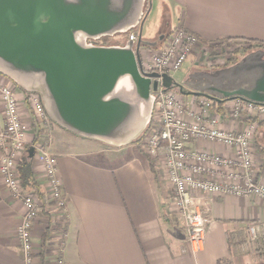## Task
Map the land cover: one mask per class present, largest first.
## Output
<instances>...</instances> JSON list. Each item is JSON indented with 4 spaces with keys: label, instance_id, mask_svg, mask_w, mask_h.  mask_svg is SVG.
<instances>
[{
    "label": "crops",
    "instance_id": "1",
    "mask_svg": "<svg viewBox=\"0 0 264 264\" xmlns=\"http://www.w3.org/2000/svg\"><path fill=\"white\" fill-rule=\"evenodd\" d=\"M72 1L86 15V35L124 39L116 49L138 51L145 72V53L155 50L176 27L197 36L205 46L203 53L191 54L169 77L173 90L185 102H195L198 94L202 99L221 98L237 90L256 91L264 84V51L256 50L250 56L236 51L234 55L224 47L246 40L264 42V0H68ZM154 18L158 25L153 24ZM130 33L136 35L135 42L128 41ZM220 57L224 63L216 61ZM37 74L14 70L18 95L32 91L26 76ZM12 78L0 72V81L13 83ZM43 78L56 118L47 115L35 132L57 161L67 214L65 236L59 244L56 232L62 218L53 212L45 216L38 209L31 230L34 264H264V202L259 199L200 197L209 220L204 246L192 253L185 245L183 223L175 221L178 212L170 203L172 193L162 180L160 165L145 158L135 144L148 123L141 119L139 105L145 104L149 111V101L132 81L129 94H116L114 88L105 99L112 104L109 118L94 134H87L62 119ZM258 96L263 97L264 90ZM19 107L28 121L26 104ZM131 120L144 124L134 136ZM224 125L232 130L243 127V123L226 121ZM261 127L256 143L264 147ZM190 148L232 157V151L207 142L193 143ZM23 154L32 158L33 174L46 193L45 177L33 152L27 148ZM262 160L258 154V173ZM22 207L9 197L0 176V264H23L15 234ZM251 228L256 240L250 235ZM45 233L47 238H43Z\"/></svg>",
    "mask_w": 264,
    "mask_h": 264
},
{
    "label": "built area",
    "instance_id": "2",
    "mask_svg": "<svg viewBox=\"0 0 264 264\" xmlns=\"http://www.w3.org/2000/svg\"><path fill=\"white\" fill-rule=\"evenodd\" d=\"M73 39L83 49L97 47L98 38L91 39L83 32H76ZM135 39L134 33L128 35V41L135 42ZM204 48L197 36L176 27L162 44L148 51L146 72L170 77L180 70L191 54L199 49L204 51ZM148 99L158 128L147 133L142 144L152 162L160 165L162 180L172 193L170 203L183 223L185 245L192 253H198L204 246L209 224L204 214L207 209L199 202L200 197L254 198L264 202V177L258 173L260 164L255 149L258 123L264 122V103L231 101L223 107L220 115L223 117L219 118L209 115L210 100L185 102L176 90H165L161 79L157 91H151ZM21 103L28 109V121L23 119ZM0 118V176L9 197L23 205L24 212L15 234L23 264H34L31 230L39 211L32 194L23 190L16 171L27 148L33 152L35 163L45 177L49 212L62 218L56 232L59 244L65 236L67 203L61 194L57 161L35 132L46 120L40 97L34 92L18 95L15 86L0 81ZM225 121L243 123V127L228 129ZM199 142L222 146L232 151V157L190 148L191 144ZM250 235L255 238L254 228L250 229Z\"/></svg>",
    "mask_w": 264,
    "mask_h": 264
},
{
    "label": "water",
    "instance_id": "3",
    "mask_svg": "<svg viewBox=\"0 0 264 264\" xmlns=\"http://www.w3.org/2000/svg\"><path fill=\"white\" fill-rule=\"evenodd\" d=\"M10 1L0 0V58L16 69L41 72L62 119L78 131L94 134L109 118L112 104L105 99L120 77L128 76L144 100L157 91L159 79L168 88V76L143 71L138 51L76 45L68 29L79 25L78 29L86 30L82 25L87 19L75 7L61 0H47V7L45 0H27L23 7L7 4ZM45 13L47 23L41 24L38 18ZM261 86L223 97L263 104L264 96H258L264 90Z\"/></svg>",
    "mask_w": 264,
    "mask_h": 264
},
{
    "label": "trees",
    "instance_id": "4",
    "mask_svg": "<svg viewBox=\"0 0 264 264\" xmlns=\"http://www.w3.org/2000/svg\"><path fill=\"white\" fill-rule=\"evenodd\" d=\"M113 42H115L113 39L109 38L108 36H105V37L98 38V40L95 42V45L97 47L99 46V47L105 48L104 44H108V43L112 44ZM244 43H246V45H247V47H246L247 50L248 49L251 50L253 48L254 49H256V48L257 49H264V42H261V41L246 40V41H244ZM147 73H149V72H147ZM149 74H152V73H149ZM173 88L174 87L171 85V82L169 80L168 88L167 89L165 88V89L168 91L169 89L172 90ZM24 93L26 94L27 92H24ZM199 97H200V95H198V97H196V99H199ZM231 101H241V102L254 103L252 101L239 99V97L232 95V96H227V97L215 98V100H210L209 110L211 111V113L222 115L223 110H224L223 105H225ZM254 104L258 105V103H254ZM263 125H264V122H259L258 128H259V126L261 127ZM145 132H146V130H145ZM141 139H142V136L140 138H138V140H136L135 144H138ZM255 146H256L255 149H257L258 154L260 155V157L263 158L262 161L264 162V147L259 146L256 143V139H255ZM31 164H32V158H30L29 155L22 154V156L19 159L18 167H17L16 171L18 172V176H19V179L21 181L23 190L27 193H31L32 196L34 197V201H35V204L37 206L36 208H38L40 210V212L42 214H44L45 216H49L50 212H49V208H48V206H49L48 200H47L46 195L43 192L42 188L40 187L39 183H37L38 181L36 180V177L33 174ZM259 175L264 177V163L261 165ZM175 221L180 222V218L175 219ZM43 238H47V233H45Z\"/></svg>",
    "mask_w": 264,
    "mask_h": 264
},
{
    "label": "rangeland",
    "instance_id": "5",
    "mask_svg": "<svg viewBox=\"0 0 264 264\" xmlns=\"http://www.w3.org/2000/svg\"><path fill=\"white\" fill-rule=\"evenodd\" d=\"M153 24L158 25V19L157 18H154L153 19ZM153 29H154V27H153ZM123 42H124V39H120L119 41H115L112 44H109V43L108 44H104V46L107 49H116L117 46H115V45H123ZM224 47H225V49H228L230 52H233L234 55H237V54H235L236 51H238V53L240 55L241 54L242 55H249V54H251L252 52H254L256 50H262V51H264V49H257V48L256 49L253 48L251 50L250 49L247 50V48H246L247 45L244 42L224 44ZM196 52L203 53V51L200 50V49H199V51H196ZM148 54H149L148 52L145 53V55H148ZM234 60H235L234 58H231V61H234ZM216 61L217 62L219 61V62H223L224 63L225 62V59L223 57H220L219 59H216ZM14 70H18V71H21V72L24 71L25 72V70L16 69L12 64L7 63L2 58H0V72L1 73L2 72L3 73L5 72L6 75H8V76H10V78H12V74L14 73ZM26 79L29 80L30 84L32 85V86L29 87V89L32 90L31 92H34V94H36V95H38L40 97V99L42 101V104H43V107L45 109V115L46 116L47 115L48 116L50 115L53 119H55L56 118V115L54 113L53 106L50 103V99H49V96L47 94L48 92H47V88H46V86L44 84V81H43L44 80L43 74L41 72L40 73L38 72L37 75H27L26 76ZM129 80L131 81L130 78H129ZM14 81L15 82L11 83V81L9 80L8 83H11L17 89V86L16 85L19 84V83L16 80H14ZM224 86H226V84H224ZM232 86L235 88V87H237V84L234 83ZM229 87H231V86H229ZM132 88H133V86H132ZM148 101H149V99H148ZM146 115H147V121H148L147 126L145 128L146 132L144 130L141 133V135L139 136V138L142 136V139L137 144V148H138V151L145 158H149V156L146 153V147L142 144V140H144L146 134L149 133L152 129L158 128V126H157V117H155L154 114H152V111L150 109V102H149V111H148V113ZM131 121L133 122V124H132V127L130 128V134H132V136H134L135 133L138 131V129L141 128L144 124L141 123L140 121H137V120L136 121L135 120L134 121L131 120ZM260 129H262V127ZM135 142H136V140H135ZM254 239L256 240V235H255V238Z\"/></svg>",
    "mask_w": 264,
    "mask_h": 264
},
{
    "label": "bare ground",
    "instance_id": "6",
    "mask_svg": "<svg viewBox=\"0 0 264 264\" xmlns=\"http://www.w3.org/2000/svg\"><path fill=\"white\" fill-rule=\"evenodd\" d=\"M132 89L131 87V82L129 80L128 77H125V78H121L120 80H118V83L116 84V87H115V93L116 94H119V93H124V94H129ZM139 113H140V117L142 120H146L147 119V113H148V110L146 109L145 107V104L141 103L139 105Z\"/></svg>",
    "mask_w": 264,
    "mask_h": 264
},
{
    "label": "flooded vegetation",
    "instance_id": "7",
    "mask_svg": "<svg viewBox=\"0 0 264 264\" xmlns=\"http://www.w3.org/2000/svg\"><path fill=\"white\" fill-rule=\"evenodd\" d=\"M26 1L27 0H11L9 3H7V4H11V3H13L12 5H14V6H18V7H23L24 6V3H26ZM46 2V6L45 7H47V0H45ZM62 1V3H64V5H71L70 7H75L76 9H79V6L78 5H76V4H74L73 2L74 1H72V2H68V0H61ZM7 6V5H6ZM47 15H46V13H45V16L43 17H39L38 18V22L39 23H41V24H46L47 23ZM85 24L86 23H83V27H85ZM76 26V25H75ZM78 28H81L79 25L78 26H76V27H72L71 29H68L69 31H70V33H71V35L72 36H74V34L76 33V32H83V30H80V29H78ZM84 33V32H83Z\"/></svg>",
    "mask_w": 264,
    "mask_h": 264
}]
</instances>
